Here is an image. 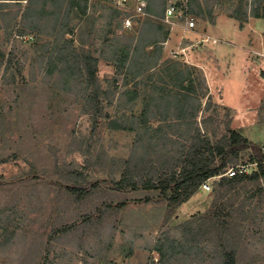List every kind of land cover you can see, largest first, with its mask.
Listing matches in <instances>:
<instances>
[{
	"label": "rangeland",
	"instance_id": "obj_1",
	"mask_svg": "<svg viewBox=\"0 0 264 264\" xmlns=\"http://www.w3.org/2000/svg\"><path fill=\"white\" fill-rule=\"evenodd\" d=\"M8 1L11 0H0V51L4 54V57L0 55V158L10 159L0 162V176L10 179L34 167L37 174L45 176L46 173L49 179L53 175L56 178V159L59 163L67 159L83 167L90 177L114 174L119 178L123 161L135 150V131L109 129L101 124L96 133L92 132L84 88L78 82L68 84L72 77L65 67V58L59 54L61 49L69 47L68 38L73 39L75 47H79L83 39L86 49L99 58L97 75L104 90L101 100L105 112L112 116L140 114L144 97L153 82L178 89L176 72L189 69L196 96L205 99L210 106L208 111L200 112L198 119H192L193 122L201 126L202 118L218 109L222 122L230 120L232 128L256 142L264 152V57H254L253 53V50L264 52V2L259 4L262 16L255 17L258 19L242 31L238 20L229 17L238 0L211 1L215 16H220L218 36H215L222 42H230L228 47L236 55L235 64L224 80V91L216 88L211 94L205 72L193 63L201 64L212 49L181 27L176 29L182 37L181 48L173 43L170 46L162 43L159 56L155 47L147 48L153 55L149 72L133 79L125 69L120 71L118 57L128 50L133 52L144 25L149 21L163 24L161 18L152 14L137 15L132 8L134 4L128 12H122L109 0H88L85 17L79 18L73 12L67 18L62 9L63 17L55 21L52 12L39 16L32 10L39 8L43 0L2 3ZM248 1L249 11L258 6L253 5L252 0ZM52 7L47 4V8ZM112 9L120 13L110 18ZM128 15H133V22L131 27L125 28L123 20ZM197 19L196 31L204 23V19ZM66 22L70 32L65 31ZM163 26L168 30L165 24ZM242 34L248 44L246 39H241ZM246 45H249L247 51L243 49ZM185 46L190 48L188 55L181 53ZM67 52L65 50V54ZM126 88L139 92L132 110L126 105V96L119 95ZM151 123L166 125L158 118L152 119ZM200 128L203 133V127ZM222 129H225L224 124ZM145 140L143 142L148 143ZM81 144H84L83 149H80ZM88 144L90 154L85 152ZM139 151L144 148L140 146ZM251 153V149H246L239 156L238 165H242L245 172L257 168V163H250ZM11 154H17V157ZM216 179L210 181L211 189L201 187L180 205L169 222L154 221L159 215L152 204L130 208L123 213L122 221L108 224L101 239L90 235L83 240L71 239L58 244L50 254L51 264H161L160 254L155 249L158 239L164 232L172 237L180 236L181 230L176 226L210 207L215 197L213 182ZM248 187L250 189L252 185ZM13 190L11 195L17 198L16 206L8 209L0 219V237L4 226L8 228L9 236L12 235V239L0 245V264H36L38 256L35 258V253H39L36 250L41 245L37 237L45 230L50 216L55 214L52 209L56 191L35 180L27 186L13 185ZM247 194L243 193L242 197ZM247 204L250 208L257 207L253 222L250 220L248 224L246 242L241 246L243 255L239 264H264V198L255 196L248 199ZM143 216L149 220V226L141 222ZM200 243L203 246L200 253L189 252L185 260L178 256L171 259V263L213 264L210 254L213 244L208 243V239Z\"/></svg>",
	"mask_w": 264,
	"mask_h": 264
},
{
	"label": "trees",
	"instance_id": "obj_2",
	"mask_svg": "<svg viewBox=\"0 0 264 264\" xmlns=\"http://www.w3.org/2000/svg\"><path fill=\"white\" fill-rule=\"evenodd\" d=\"M211 1L218 3L226 0H190L191 13L214 22L216 16ZM147 2V13L162 18L166 0ZM262 2L264 0H252V4L258 6L249 11V1L238 0L230 16L237 19L242 27L249 16H262L259 6ZM47 4L52 5V9L47 8ZM62 9H65L67 18L73 12L83 18L87 15L88 0H43L39 8L34 7L32 10L39 16L52 12L55 21H58ZM119 13L117 9H112L110 18ZM65 27V31L70 32L67 22ZM168 35L169 31L165 30L163 24L147 22L133 52L128 50L118 57L120 71L125 69L133 79L149 72L153 55L147 48L155 47L159 56V45ZM66 42L69 47L61 49L59 54L65 58V67L72 77L68 84L78 82L84 88L86 110L92 119V132L96 133L101 124L109 129L135 131V150L123 161L119 178L114 174L90 177L83 167L67 159L61 163L56 159L54 174L58 176L53 178V175L51 180L46 173L45 176L37 174L34 167L10 179L0 176V219L8 209L16 206L17 198L11 195L13 185L27 186L35 180L53 187L56 191L52 209L55 214L50 216L45 223V230L37 237L41 245L36 250L39 253H35V258L38 256L36 264H51L50 254L58 244L71 239L83 240L90 235L101 239L108 224L122 221L123 213L130 208L152 204L159 215L154 217V221L163 219L164 223L169 222L175 210L188 201L206 180L219 176L213 182L215 197L210 207L176 226L181 230L180 236L172 237L164 232L155 249L160 254L161 264H172L171 259L175 257L182 256L180 259L185 260L189 252L200 253L203 248L200 242L208 239V243L213 244L210 249L213 264H239L243 255L241 246L246 242L248 224L250 220L253 222L257 207L250 208L247 201L255 196L264 198L262 147L232 128L230 120L222 122L218 109L203 117L201 126L193 122L192 119H198L200 112L208 111L210 106L208 102L203 106L201 97L196 96L194 81L191 80L192 71L189 69L176 72L175 86L178 89L165 88L157 81L153 82L144 97V108L140 114L112 116L105 112L101 100L104 90L97 75L99 58L86 49L83 39L79 47L72 45L71 38ZM65 50H68L66 54ZM0 55L4 57L1 51ZM119 95L126 96V105L132 110L139 92L126 88ZM227 115L230 116L229 113ZM156 118L166 125L151 123ZM222 124L225 129H222ZM185 125L188 126L184 128ZM200 127H203V133ZM144 139L148 143L143 142ZM89 145L85 150L87 154H90ZM140 146L144 151H139ZM83 147L84 144H81L80 149ZM246 149L252 150L250 163H257L256 170L239 172L232 177L225 175L232 165H238L240 153ZM11 156L16 158L17 154ZM9 159L0 158V162ZM249 185L252 188L249 189ZM243 193L248 194L242 197ZM141 222L149 226V220L144 216ZM11 236L4 226L0 238H5L0 240V245L12 239Z\"/></svg>",
	"mask_w": 264,
	"mask_h": 264
},
{
	"label": "crops",
	"instance_id": "obj_3",
	"mask_svg": "<svg viewBox=\"0 0 264 264\" xmlns=\"http://www.w3.org/2000/svg\"><path fill=\"white\" fill-rule=\"evenodd\" d=\"M8 2H13L8 1ZM228 16V15H227ZM220 16L216 17V20L214 22H211L208 19H204V23L201 27H199V30H192L189 31V35L194 36L196 39L199 38V40H201L202 43L207 44L212 50L207 53V56L204 58V60L202 61L201 64H195L194 65H200L203 69V71L205 72V77L207 79V84L210 88V92L212 94V92L214 91V89L216 90V88H219V90L221 89L222 92L224 91L225 87H224V80L226 77H228L231 67L234 66V62H235V53L228 47L231 45L230 42H222V40L218 36V32H217V22ZM231 17V16H229ZM254 19H258V18H248V20L244 23V25L240 27V30L244 31L246 28H248L249 26H251V23L254 21ZM239 22V21H238ZM240 25V22H239ZM248 32L246 31V34ZM216 35V36H215ZM249 35V34H248ZM207 36H210L211 38H216L218 41L217 42H213L212 39L205 41L203 40L204 38H206ZM243 34L241 35V39L245 40L246 37L245 35L243 36ZM170 38H168V43L169 46L171 43H173L177 48L181 45V35L180 33H178V30H176V32H173L172 34H170L169 36ZM248 38V36H247ZM247 40V39H246ZM222 42V43H221ZM248 44V40L247 43ZM185 50L181 53H184L185 55L189 54V50L190 48L185 46ZM181 48V46L179 47ZM249 48V45L243 46V49H247ZM248 63V62H247ZM219 84V86H217L216 84ZM221 99L222 101H224V96L223 94H221ZM203 106L205 104V99H203L201 97ZM224 103V102H223ZM224 105L228 106L226 103H224ZM232 108V107H231ZM202 112V111H201ZM202 114V113H201Z\"/></svg>",
	"mask_w": 264,
	"mask_h": 264
},
{
	"label": "built area",
	"instance_id": "obj_4",
	"mask_svg": "<svg viewBox=\"0 0 264 264\" xmlns=\"http://www.w3.org/2000/svg\"><path fill=\"white\" fill-rule=\"evenodd\" d=\"M112 5L119 9L122 12H128V9L132 7L133 10L137 15H145L147 14V8H148V2L147 0H109ZM133 15H128L123 20V26L125 28L132 26V20ZM197 16L191 13L190 11V0H166V6L164 15L161 18L162 23L165 24L168 27L169 34H171L174 30H176L178 27H181L184 31H192L197 28ZM170 35H168L169 37ZM213 42H217L218 40L216 38H211L210 36H207L203 40L208 41L211 40ZM168 40V39H167ZM169 41V40H168ZM167 42H163L164 44H168ZM184 50V49H183ZM174 54H178V51H173ZM254 57L260 56L264 57V52L253 50ZM261 59V58H260ZM239 172H245V169L242 167V165H236L230 167L225 175L228 177L235 176ZM219 178L217 176L210 178L206 180L202 184V188L205 190L211 189V183L210 181L212 179Z\"/></svg>",
	"mask_w": 264,
	"mask_h": 264
}]
</instances>
